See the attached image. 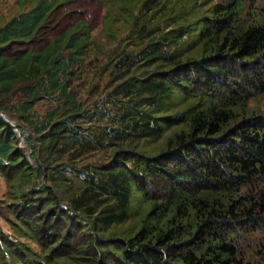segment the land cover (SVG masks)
<instances>
[{"label":"trees","instance_id":"1","mask_svg":"<svg viewBox=\"0 0 264 264\" xmlns=\"http://www.w3.org/2000/svg\"><path fill=\"white\" fill-rule=\"evenodd\" d=\"M255 2L38 0L0 25V173L15 186L11 224L37 246L0 232V262L248 263L239 235L264 231V116L248 107L264 93ZM118 14L134 48L116 56L111 105L88 110L73 75L102 21L117 38ZM161 137L155 152L138 142ZM106 148L105 163L60 167Z\"/></svg>","mask_w":264,"mask_h":264},{"label":"rangeland","instance_id":"2","mask_svg":"<svg viewBox=\"0 0 264 264\" xmlns=\"http://www.w3.org/2000/svg\"><path fill=\"white\" fill-rule=\"evenodd\" d=\"M38 0H0V25L9 20L12 16L17 15L20 12L26 11L36 4ZM214 2V1H213ZM204 5L203 9L207 8L210 4ZM256 6L264 8V0H256ZM247 6V5H246ZM248 10V7H245ZM257 11L258 8H255ZM192 15L189 16V19ZM195 18H192L194 20ZM112 28L117 36L110 37L107 35L108 25L103 21L92 30L94 37L92 45L84 58L83 63L75 69L72 86L77 91V96L83 101L86 109H96L98 106L105 104L111 105L114 99L113 87L120 81L117 79L118 72L114 70L113 64L117 59V55L122 53L123 49L134 48L133 42L135 35L128 38L127 33L129 31V25L125 22L124 18L117 15L116 21L112 22ZM41 38V36H39ZM43 41L34 44L32 47H40ZM142 75L146 74L148 69L145 67L136 69L134 72ZM131 72V70H130ZM135 73V74H136ZM116 97V96H115ZM109 101V102H108ZM49 107L46 101L39 102L35 109L39 112H44ZM178 107V106H177ZM248 107L253 113L261 114L264 116V93L253 94L248 101ZM176 109V108H175ZM2 116L12 124H21L19 118L14 114L2 112ZM104 121H91L84 124V127H89V131L92 132ZM171 129L167 130V133ZM165 138L139 140V145L143 146L148 152L158 151L163 145ZM22 144V143H21ZM113 148H106L103 150H91L88 153H84L82 156L67 155L61 162L60 167L65 171L70 169L73 163L82 165L84 163H105L112 158ZM32 164V163H31ZM258 190L264 191V181L257 187ZM67 190L71 189V186H67ZM15 192V186L13 180L3 176L0 173V232L3 239H10L13 243H24L30 245V247L37 249V246L26 236L22 235L18 229L11 224L10 220L13 218L9 213L8 203L12 201ZM138 216L135 211H132L131 220L127 221L125 225L131 223L132 220ZM131 221V222H130ZM239 245L242 252L245 254L247 264H264V231H246L239 235ZM0 264H23L14 257L6 256L4 261Z\"/></svg>","mask_w":264,"mask_h":264}]
</instances>
